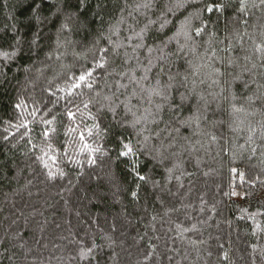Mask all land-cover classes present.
Wrapping results in <instances>:
<instances>
[{"label":"trees","instance_id":"trees-1","mask_svg":"<svg viewBox=\"0 0 264 264\" xmlns=\"http://www.w3.org/2000/svg\"><path fill=\"white\" fill-rule=\"evenodd\" d=\"M144 2L86 0L81 6L80 0H43L37 20L34 0H0V264H264V149L259 147L264 145L259 138L264 117L249 115L261 104L248 100L255 85L245 89L241 83L255 79L264 84V60L255 52L256 44H264V6L248 0L245 15L238 11L239 0H224L222 14L204 13L208 29L199 37L194 30L200 21L191 20L197 51L187 58L199 62L198 57L206 59L215 50L219 60L208 61L197 78L196 91L205 100L197 103L192 96L182 115L199 108L207 118L199 127L193 123L181 129L188 139L178 137L162 164L141 154L137 171L148 179L140 181L130 159L118 155L116 137L122 133L134 144L142 142L143 136L136 135L141 125L130 126L132 112L155 111L162 101L154 97L149 105L133 97L135 107L126 112L121 102L132 88L117 91L119 77L107 73L135 67V61L124 65L125 49L120 57L111 55L107 37L118 27L119 39L127 44L128 36L152 20L146 43L159 45L193 11L168 14L173 23L159 32L170 0L137 8ZM219 2L203 0V5ZM101 48H109L107 71L93 73L92 89L84 83L73 87L82 72L94 67ZM166 51L174 54L171 70L183 71L186 64L175 55V42ZM4 53L10 54L7 59ZM139 54L146 65V49ZM213 68L223 75L209 78ZM157 70L149 74L153 84ZM210 93L219 95L213 99ZM172 94L178 103V94ZM105 96L119 105L115 119L123 126L116 125L107 107L101 108L110 103ZM233 105L244 111L234 113ZM148 127L153 135L158 130ZM250 128L257 129L251 145L258 147L255 155L245 144ZM49 173L56 178L49 179Z\"/></svg>","mask_w":264,"mask_h":264},{"label":"snow or ice","instance_id":"snow-or-ice-1","mask_svg":"<svg viewBox=\"0 0 264 264\" xmlns=\"http://www.w3.org/2000/svg\"><path fill=\"white\" fill-rule=\"evenodd\" d=\"M86 0H80V5L83 6ZM43 0H34V8H33V16L35 19L39 20V16L36 15V12L41 8ZM197 4L203 5V0H170L169 3L165 4V11L164 14L161 16L162 22L160 23L159 32H164V30L173 23L172 20L168 18V14L175 16L176 13L180 12L181 10L188 9L189 7H193V11H189L187 15L184 16L183 19L179 20L176 24L175 31L171 36H168L166 39H162L159 45H149L146 43L147 35L150 29V26L155 23V21L149 20V23L144 26L139 32H134L133 35L127 37V44L124 43L123 40L119 39V28H115L110 30L112 35H116L118 37L117 40L112 39V35L107 37L108 44L111 49V55L115 57L121 56V49H125L123 52V62L124 65L128 66L131 62L135 61V67H125L123 70L116 72L113 69L112 72H108V75L115 74L119 77L118 80L115 81V85L117 91L120 90H127L130 87L132 88L131 93L128 95L126 102L122 101L121 103L124 104L126 112H132V108L135 105L131 104V99L133 97H141L142 99H146L149 105L153 104V98L158 97L161 99V103L155 104V111L152 110L151 107L144 108L143 114L141 116H136L135 112H132V115L135 117L133 122L131 123V127L135 129L137 125H141L139 131L136 132L137 136H143V141H137L134 144L129 138L125 137L122 133L117 134V142L120 146V151L118 153L121 157L129 158L132 163L131 171L135 173L136 177L140 181H145L148 179L144 175H141L139 171H137L139 164V156L141 154L147 155L152 160H156L158 163H163L164 159L167 157L164 156V152L168 151L169 149L175 148L177 143V138L188 139L187 137L181 136V129L182 128H191L193 123L199 127L200 120L206 119L205 116H201L199 114V108L196 109V112L192 115L183 116L182 113L187 105L188 101L191 99L192 96H197V103L200 100H205L204 96L200 93H197L196 89L198 87L197 78L201 76L202 71L205 68H208L210 65L208 61H212L213 59L219 60V57L216 55V51L213 50L210 56H207L205 59L204 55L198 57V61L196 62L193 59H188V53H192L195 55L197 51V46L194 40L193 35L189 31L190 22L193 18L200 21V25L195 28L194 35L195 37H199L205 33L208 29V22L204 19V13L207 12L209 14L213 13L214 11L217 13H223L226 7L224 0H220L219 3L216 4H207L201 7H194ZM253 6H257L255 4V0H253ZM259 6H264V0H259ZM143 7L145 9L154 7V0H145L142 5H137V8ZM248 7V0H239V9L238 11L242 14L246 15V9ZM97 8L102 9V3H97ZM59 11V9H57ZM242 23H247V21H242ZM66 27V25H62V28ZM215 35V32L212 33ZM181 37H183V42H181ZM133 41H137L133 43ZM34 42V41H33ZM175 42L176 44V53L175 55L177 58H183L186 67L183 71L177 70L173 72L171 69L175 65V60L171 59V56L174 55L173 53H169L166 51L169 44ZM191 42V44L189 43ZM231 44L229 45L227 50L231 49ZM131 48V52L127 51L126 49ZM146 49L147 56V64H144V61L140 57V50ZM207 51V50H206ZM255 52L260 54L261 60H264V44H256ZM158 53V55H154ZM16 53L13 52L11 55H15ZM180 54H184L183 57ZM4 57L7 59L10 55L9 53H4ZM109 48H101L99 49L98 59L95 61L94 67L82 72L77 81L73 82V87L79 88L81 83H84L89 89H92L96 79L93 73L97 69H102L107 71L109 60ZM247 59V57H246ZM221 63L223 61H220ZM231 63V61H229ZM264 67V64L261 65ZM253 68H256L257 65L253 63ZM153 69H158L156 72L155 83H151L149 74L153 71ZM137 71H140L142 75L137 76ZM215 74L216 76L223 75L219 68H213L212 73L208 74L209 78L211 75ZM264 75V74H262ZM166 76L167 80L162 81L161 77ZM178 77L180 79H178ZM239 79V78H237ZM122 81H127L123 83ZM148 82L147 86L145 82ZM204 79H199V84H204ZM211 83L213 85H218V79H212ZM243 87L245 89L249 88L252 85H255V92L251 96L248 97L249 103L255 105L257 101L260 102L261 107L254 110L253 113H249V115H255L257 112L264 117V84L259 83L257 80L252 79L248 81H241ZM191 84V87H189ZM186 89L185 92H181L180 89ZM139 89V91H137ZM173 91L178 94L177 97L173 96ZM223 89H221V92ZM146 94V95H142ZM99 95V93H97ZM112 95H116L113 93ZM213 96V99L219 94L217 93H210ZM233 98L235 99V95L233 94ZM104 100L109 101L108 105H101V108L107 107V111L112 114L113 120L115 121L117 126H123L121 120H116L117 116V107L119 105H114L111 103L112 96H105ZM207 104L208 101H205V112L207 111ZM87 107V105H85ZM244 111L242 108H237L233 105V112L240 113ZM69 117L71 118L74 114L69 111ZM50 123V122H49ZM243 124V120L239 122ZM161 124L164 127H159ZM148 125H155L158 129L155 131L153 135V131ZM98 127V125H97ZM234 131H238L239 128L233 129ZM7 131V129L5 130ZM256 128L249 129V135L245 141V144L251 146L255 144L254 136L256 134ZM148 133V134H145ZM91 134V132H89ZM195 134V132H193ZM47 135V133H45ZM262 141H264V121L260 122V137ZM7 139V137H5ZM81 139L83 140V134H81ZM212 141L216 142L217 137L212 136ZM158 141V144H152V141ZM167 141V143H165ZM152 144L151 147L149 145ZM245 144H241L239 147L241 149L245 148ZM139 145V146H138ZM87 147V145H85ZM261 149H264V145L259 146ZM98 150V149H97ZM258 151V147L251 146V154L255 155ZM175 154V153H173ZM264 154V151H262ZM251 158V157H250ZM94 163L95 161H91ZM47 167V164H45ZM169 173L172 172V169H166ZM233 172L237 170L235 168L232 169ZM62 175V174H61ZM241 176L243 174L241 173ZM56 177L49 173V179H55ZM179 179V177H177ZM133 197L136 196V193H132ZM235 195V193H233ZM95 246V245H94ZM88 253L92 252V249L87 250ZM82 257L85 256V253L82 251Z\"/></svg>","mask_w":264,"mask_h":264},{"label":"rangeland","instance_id":"rangeland-1","mask_svg":"<svg viewBox=\"0 0 264 264\" xmlns=\"http://www.w3.org/2000/svg\"><path fill=\"white\" fill-rule=\"evenodd\" d=\"M237 197L241 198V195H237Z\"/></svg>","mask_w":264,"mask_h":264}]
</instances>
